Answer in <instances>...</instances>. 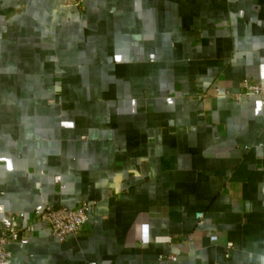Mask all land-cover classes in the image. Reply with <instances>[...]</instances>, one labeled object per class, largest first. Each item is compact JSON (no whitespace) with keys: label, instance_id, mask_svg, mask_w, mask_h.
Wrapping results in <instances>:
<instances>
[{"label":"crops","instance_id":"1","mask_svg":"<svg viewBox=\"0 0 264 264\" xmlns=\"http://www.w3.org/2000/svg\"><path fill=\"white\" fill-rule=\"evenodd\" d=\"M82 6L0 0L10 264H264V0ZM82 203L64 241L35 214Z\"/></svg>","mask_w":264,"mask_h":264},{"label":"built area","instance_id":"2","mask_svg":"<svg viewBox=\"0 0 264 264\" xmlns=\"http://www.w3.org/2000/svg\"><path fill=\"white\" fill-rule=\"evenodd\" d=\"M74 4L80 8H83L84 0H72ZM242 93L245 95H263L264 90L254 83L243 81ZM240 94L236 95V98ZM54 181L60 185V177L55 176ZM91 204L82 203L81 205L70 208L66 206H44L41 210H36L35 214L39 220L44 221L49 226L52 234L59 240L64 241L68 236L77 234L83 226L86 224L90 217ZM12 215L8 214L4 219V223H0V264H10L12 259L11 246L14 243L24 245L27 242V233L31 230L32 225L30 223L24 224L21 227H17L12 223ZM196 218L201 222L203 214L198 212ZM208 239H215V235L208 233L205 235ZM191 241L192 238L189 237ZM231 242H226L224 245L225 253L224 258L227 259L230 256V250L232 248ZM171 260L180 259L179 256H169ZM167 258V259H168ZM162 259V258H161Z\"/></svg>","mask_w":264,"mask_h":264}]
</instances>
